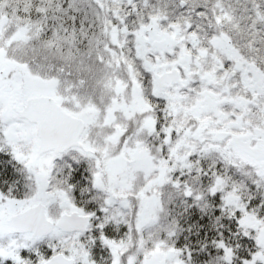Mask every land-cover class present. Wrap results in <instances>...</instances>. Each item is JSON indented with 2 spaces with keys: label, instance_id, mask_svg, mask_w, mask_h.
<instances>
[{
  "label": "snow or ice",
  "instance_id": "obj_1",
  "mask_svg": "<svg viewBox=\"0 0 264 264\" xmlns=\"http://www.w3.org/2000/svg\"><path fill=\"white\" fill-rule=\"evenodd\" d=\"M0 264H264V0H0Z\"/></svg>",
  "mask_w": 264,
  "mask_h": 264
}]
</instances>
